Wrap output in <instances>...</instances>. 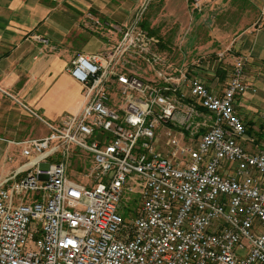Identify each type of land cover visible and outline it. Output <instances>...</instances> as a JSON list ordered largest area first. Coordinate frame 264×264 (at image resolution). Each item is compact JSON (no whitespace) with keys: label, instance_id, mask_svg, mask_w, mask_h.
<instances>
[{"label":"built area","instance_id":"built-area-1","mask_svg":"<svg viewBox=\"0 0 264 264\" xmlns=\"http://www.w3.org/2000/svg\"><path fill=\"white\" fill-rule=\"evenodd\" d=\"M189 1L200 12L211 0ZM112 28L121 36L105 52L67 65L81 109L45 122L47 136L10 141L23 162L0 176V264H264V150L241 144L253 140L234 108L250 88L244 57L210 88L198 64L170 61L138 20ZM163 126L165 149L154 143ZM72 145L94 156L91 189L67 175ZM130 175L143 183L125 222ZM28 191L37 193L14 205Z\"/></svg>","mask_w":264,"mask_h":264},{"label":"crops","instance_id":"crops-1","mask_svg":"<svg viewBox=\"0 0 264 264\" xmlns=\"http://www.w3.org/2000/svg\"><path fill=\"white\" fill-rule=\"evenodd\" d=\"M133 2L0 0V159H12L16 153L23 161L20 146L10 141L32 138L22 134L26 132L21 123L25 110L20 101L52 119L81 109V84L67 71L66 52L73 48L77 54L92 53L106 48L115 41L112 26L127 25ZM240 10L243 28L235 37V52L221 62L216 60L219 67L201 77L210 88H220L233 57H244V78L250 88L236 97L234 108L255 144L256 134L264 133V0H241ZM36 35L48 43H41ZM218 72L225 74L223 79L219 80ZM14 146L19 147L16 152Z\"/></svg>","mask_w":264,"mask_h":264},{"label":"rangeland","instance_id":"rangeland-1","mask_svg":"<svg viewBox=\"0 0 264 264\" xmlns=\"http://www.w3.org/2000/svg\"><path fill=\"white\" fill-rule=\"evenodd\" d=\"M132 5L125 21L127 25H131L138 20L139 28L150 30L157 35L163 52L167 54L170 61L187 66L198 64L199 66L196 67L200 76H209L206 72L219 67L216 62V54L218 52L226 50L227 47L231 48V52H235L233 46L235 37L243 28L242 11L240 10L241 0H211L200 12L193 10L189 0H134ZM101 21L105 22V19L101 18ZM107 21L111 22L109 18ZM104 30H107V27ZM120 36L119 31H113L114 40H118ZM105 49L102 48L98 52H105ZM77 53L78 50L73 48L66 52L69 62ZM229 54L227 53L226 56ZM217 74L219 80L224 78L225 74L223 72H218ZM119 97L118 93H111L108 105L117 108ZM19 103L21 108L25 110L21 122L26 128V132L22 133L24 136L32 138L39 135L40 137L47 136L51 130L46 123L59 125L61 116L52 119L42 111L26 103L21 101ZM166 130L167 126L157 130L154 141V143H159L163 146L164 149L168 139L164 134ZM257 135L254 137L256 139L255 144L241 142L245 149L250 152L264 150V133L260 136ZM56 142L53 141V143ZM13 148L16 152L19 147L14 146ZM13 154L16 155V153ZM15 155H13L12 159L7 157L0 159V173H7L23 162ZM60 156L61 154H56V157ZM65 163L67 175L71 179L85 184L88 189L92 188L90 179L84 175L95 165L94 156L91 152L77 146H68ZM46 166V163L42 164V167ZM142 183L143 180L139 177L134 175L128 177L126 187L121 195L123 205L121 214L125 222H129L138 209ZM36 193L35 191H28L21 195H16L14 205L25 202L30 197L35 196Z\"/></svg>","mask_w":264,"mask_h":264},{"label":"trees","instance_id":"trees-1","mask_svg":"<svg viewBox=\"0 0 264 264\" xmlns=\"http://www.w3.org/2000/svg\"><path fill=\"white\" fill-rule=\"evenodd\" d=\"M148 32L150 33V34H152V35H155L154 33H152L150 30H148ZM156 37H157V35H155ZM160 40V39H159ZM160 46H161V43H160ZM161 48H162V46H161ZM163 49V48H162Z\"/></svg>","mask_w":264,"mask_h":264}]
</instances>
